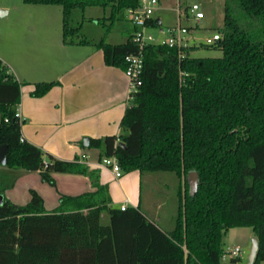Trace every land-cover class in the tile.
Listing matches in <instances>:
<instances>
[{"label":"trees","instance_id":"trees-1","mask_svg":"<svg viewBox=\"0 0 264 264\" xmlns=\"http://www.w3.org/2000/svg\"><path fill=\"white\" fill-rule=\"evenodd\" d=\"M22 1L60 6L63 42L101 50L106 66L124 71L125 58L139 51L133 26L124 43L106 42L113 22L125 20L137 0ZM223 6L220 39L212 45L222 56L190 57L187 47L179 59L176 48L146 45L141 83L120 121L127 134L89 141L101 150L100 161L114 156L123 174L167 172L183 180L170 232L138 208L112 207L98 169L57 159L22 139L14 117L21 84L0 60V145L7 146L0 165V264H222L223 235L236 227L252 230L258 240L253 264L264 261V0H224ZM89 7L108 10L99 40L84 37L73 19ZM53 85L38 83L32 95L43 96ZM190 171L198 177L193 195ZM29 172L53 187L54 173L85 175L94 191L61 195L51 211L34 190L27 204L15 205L4 193ZM102 212L107 225L100 223Z\"/></svg>","mask_w":264,"mask_h":264},{"label":"crops","instance_id":"crops-1","mask_svg":"<svg viewBox=\"0 0 264 264\" xmlns=\"http://www.w3.org/2000/svg\"><path fill=\"white\" fill-rule=\"evenodd\" d=\"M0 60L21 84L15 110L23 119L22 139L57 159L77 160L89 169H98L100 184L107 186L112 207L126 204L138 208L161 228L167 220L166 212L160 214L164 204L152 198L149 205L143 201L142 174L132 171L114 178L108 168L99 165L101 150L89 147L90 139L127 134L120 127L128 106L129 80L124 71L106 66L102 51L93 46L63 42L60 6L28 5L22 0H0ZM50 82L54 85L43 96L32 95L36 84ZM83 138H88V146L83 145ZM52 176L54 187L42 182L38 172L22 173L4 196L15 205H25L30 190H34L42 198L44 209L51 211L61 195L94 191L85 175ZM169 184L159 192V197L171 198L168 221L178 210V181ZM153 205L156 211L151 213Z\"/></svg>","mask_w":264,"mask_h":264},{"label":"rangeland","instance_id":"rangeland-1","mask_svg":"<svg viewBox=\"0 0 264 264\" xmlns=\"http://www.w3.org/2000/svg\"><path fill=\"white\" fill-rule=\"evenodd\" d=\"M178 2L180 5V11L185 10L192 4H198L203 12V18L199 22H196L192 16H181V26L189 29V33L186 36H189L191 38L193 37V39L189 40V44L191 46V49L189 50V56L195 58L221 57V50L214 46L205 45V39L206 37L212 36L216 28L218 29L223 26L224 0H178ZM176 4V0H163V2L161 3V8H159L157 13L154 15L155 19H160L161 24L159 28H154L149 31V33L154 35V37H160L158 32L159 29L173 28L177 26V14L175 11ZM107 16L108 10H104L100 7H89L83 11H75L73 14V19L74 22L82 24L80 32L84 37L88 39L93 38L92 40H99L103 37L105 29L104 25L108 26L109 24L108 21L104 19ZM96 21H99L100 23H96ZM130 26L131 25L126 19L114 21L106 37V42L112 45L120 44L126 39L125 30L130 28ZM123 175L125 174L122 173L121 176ZM176 179L178 181V187L180 184H183V180H179V178L176 177L173 173H142L143 201L148 202L147 204L149 205V202H151L152 198L155 199L152 200L153 202L155 201L164 204L160 211V214L163 215L162 212H166L167 220L164 224L161 225V229L165 232H168V230L173 228L176 215L174 212L173 214L171 213V220L168 221V211L170 208L172 209V203L170 200L171 198H167L166 196L159 197L161 196L159 192L163 187L170 185L169 183L173 184L174 182H176ZM149 210L151 213H154L156 211V205H153ZM142 211L145 210L142 209ZM151 213L148 214L151 215ZM100 223L102 225L108 224V217L106 212L101 213ZM252 238V230L248 227H236L228 229L222 238L224 250L239 248L241 250V257L236 261V263H231L227 258L226 260L222 261V264H248V253ZM259 264H264V261L260 262Z\"/></svg>","mask_w":264,"mask_h":264},{"label":"built area","instance_id":"built-area-1","mask_svg":"<svg viewBox=\"0 0 264 264\" xmlns=\"http://www.w3.org/2000/svg\"><path fill=\"white\" fill-rule=\"evenodd\" d=\"M176 14H177V26L173 28L159 29L160 37H154L149 31L152 29L147 25V22L154 18L155 12L159 9L160 0H137L136 8H129L125 12V19L137 30L134 33V41L137 43L139 51L136 55H129L125 58L127 64L124 70L125 76L129 80V92H128V103L131 99L132 94L136 91L137 87L140 85V75L142 71V49L148 44H163L170 48H176L178 50V58L182 59L184 53L183 48L190 46L189 40L193 37H187L189 29L182 27L180 20L181 16L188 17L192 16L196 22H199L203 18V12L198 4H192L188 6L185 10L180 11V5L178 0H176ZM159 28V27H158ZM157 29V28H155ZM220 39V35L215 32L212 36L206 37L205 45L212 46ZM14 117L18 120L19 124L22 123L23 119L19 111L15 110ZM7 121V120H6ZM100 167L108 168L114 178L121 177V168L114 156L103 157L99 163ZM127 208L126 204H121L119 206L120 210H125ZM241 250L239 248L224 250L221 261L231 259H240Z\"/></svg>","mask_w":264,"mask_h":264},{"label":"water","instance_id":"water-1","mask_svg":"<svg viewBox=\"0 0 264 264\" xmlns=\"http://www.w3.org/2000/svg\"><path fill=\"white\" fill-rule=\"evenodd\" d=\"M82 141L84 146H88V138H83ZM6 153H7V146L4 144L0 145V165H5ZM186 179L189 187V194L193 195L196 192L198 185L197 173L195 171L188 172ZM1 201L2 198L0 196V203ZM257 249H258V240L256 237L253 236V238L251 239V244L248 253V264H253L256 257Z\"/></svg>","mask_w":264,"mask_h":264}]
</instances>
